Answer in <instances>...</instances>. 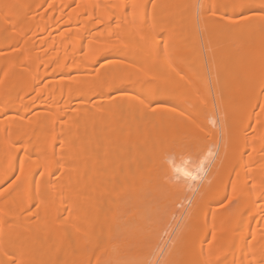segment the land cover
<instances>
[{"label": "bare ground", "instance_id": "bare-ground-1", "mask_svg": "<svg viewBox=\"0 0 264 264\" xmlns=\"http://www.w3.org/2000/svg\"><path fill=\"white\" fill-rule=\"evenodd\" d=\"M197 188L159 264H264V0H0V264H142Z\"/></svg>", "mask_w": 264, "mask_h": 264}, {"label": "rangeland", "instance_id": "rangeland-1", "mask_svg": "<svg viewBox=\"0 0 264 264\" xmlns=\"http://www.w3.org/2000/svg\"><path fill=\"white\" fill-rule=\"evenodd\" d=\"M58 38H59V37H53V38H51V39H49V40H47V41H44V42L41 44V45H42V50H44V51L46 52V56H53V55L56 53V51L58 50V47H59ZM161 47H162V46H161ZM161 47H160V48H161ZM205 64H207V61H206V60H205ZM207 67H208V66H206V70L208 71ZM209 80H210V77H209ZM219 137H220V136H219ZM219 137H218V138H219ZM218 138H217V139L215 138L216 140H212V142L210 141L211 143H213L214 141H217V145L215 144L216 142H214L215 146H213V144H212L213 148L216 147V149L214 148L215 150L213 149V150L215 151L214 154H216V153L218 152V149H219L218 147H220V146H218V145L221 144V142H220V141H221V140H220L221 137L219 138V140H218ZM208 141H209V140H208ZM219 142H220V143H219ZM211 143H209V147H208L209 153H210L211 151H213V150H211V149H212ZM210 148H211V149H210ZM192 149H193V148H192ZM192 149H191V150H192ZM210 150H211V151H210ZM189 151H190V149L187 150V152L185 151L182 157H183V158H184V157L187 158L186 161H189L190 164L192 163V165H194V162H195V161H194V160H195L194 156H195V154H196L195 152H197V151H196V149H195V150L193 149L192 152H193L194 154H193L191 151H190V152H189ZM189 153H190V154H189ZM209 153H208V154H209ZM212 153H213V152H212ZM210 154H211V153H210ZM184 155H185V156H184ZM211 155H212V154H211ZM188 156H189V157L191 156L190 160L188 159V158H189ZM209 156H210V155H208L207 157H209ZM192 157H193V158H192ZM208 159H209V158H208ZM192 160H193L194 162H193ZM189 162H187V163H189ZM220 168L222 169V166H221ZM221 169H220V170H221ZM199 189H200V188H197L194 192H191V193L189 194V195L191 196V198L187 196V197H186L187 199L184 197V198H185V201L183 200L184 198L181 200V201H184V203H188V204H187V207H186V205H184V203H181V204H183L182 207L185 206V211H183L184 214L182 213L183 208H180V207H179V204H177L179 208L176 209V211H175V209H174V210H173L174 213H173V212H171L172 209H170V208L168 209V206H166V207H161L158 203H156L157 205L160 206V208L163 210L164 213L161 212V210H160V211L157 210L156 212H154L155 214H153V216L149 217V218H150V223H149V221H148V226H149V225H151V226L147 227L148 229L146 230V233L143 235V236H145V237H148V238H147L148 240L145 241V243H144L145 245H143V247H144V248H147V251H149V252H146V251L143 250V248L141 247V250H143V251L140 250V252L138 251L137 253H135L134 256H136V259H135V260L133 259L134 262H137V259H139V262H141L140 260L142 259L143 261H145L144 263L142 262V264H145V263H147V264H151V262H152L153 264H154V263H155V264H159V263H161L163 257L165 256L166 248H167L168 245H167L166 247H164L163 249L161 248L162 251H160V254H159L160 256H159V255L157 254V252H158L157 250L160 249V248H159V245H157L158 248H156V249L154 248V249H155V250L153 251L154 253H152V249H153V248H151V246L155 247L156 244L153 245V244H151V242H149V241L152 240V238H153V240L156 239V238H158V237H156L157 235H159V237H160V234H161L162 231H164V230H165L166 232L172 231V233H171V235H170V238H169V240H171V238L173 237L174 233L177 232L176 230L180 227V226H179V224L181 225L180 222H182V221L184 220V219L182 220V218L188 213L189 209H190V208L192 207V205L194 204L193 202H195L194 200L197 198V197L194 198V196H198V194H199V191H198V190H199ZM196 191H198V192H196ZM195 193H196L197 195H196ZM193 198H194V199H193ZM188 199H189V200H188ZM188 201H189V202H188ZM192 201H193V202H192ZM191 202H192V203H191ZM177 205H176V206H177ZM190 205H191V206H190ZM159 206H157V207H159ZM170 207H171V206H170ZM189 207H190V208H189ZM173 208H174V207H173ZM175 208H176V207H175ZM157 209H158V208H157ZM187 210H188V211H187ZM179 211H180V212H179ZM160 212H161V214L163 213L161 217L163 218L162 221H163V222L165 221V222H164V223H166L165 225H168L167 222L170 221V222H169L170 225H168V226L174 227V226H172V223L176 220V223H177V224L175 225V224L173 223V224L175 225V228H174V229H173V228H170V227L168 228V226L165 227V228H166V229H165V228H164L165 225L161 222V217L159 218L160 221H158L157 218H158V216H160V214H159ZM156 213L159 214V215L156 216L157 218H156V217H155V218L157 219V221H158L159 223H161V225H162V224L164 225V226L162 225L163 227H161V225H160V226H155V225L158 224L157 222L154 223V221H155V220H154V215H156ZM169 215H170V216H169ZM172 215H173V216L176 215V216H175V217H176L175 220H174V217H173ZM177 215H178V216H177ZM179 215H181L180 218H179ZM171 216H172L173 218H172ZM166 217H167V218H166ZM168 217H171V218L169 219ZM165 218H166L168 221L165 220ZM171 219H173V220L171 221ZM180 219H181L182 221H181ZM178 222H179V223H178ZM156 223H157V224H156ZM150 227L152 228L153 231H155V233H152ZM154 227H155V228H154ZM158 227H159V228H158ZM177 227H178V228H177ZM161 228H162V230H161ZM159 229H160V232H161L160 234H159V232H158ZM171 229H172V230H171ZM151 233H152V235H153V234H155V235H153V237H151V236H152ZM155 237H156V238H155ZM153 240H152V243H153ZM157 240H158V239H157ZM148 242H149V243H148ZM155 242H156V240H155ZM168 243H169V242H168ZM159 244H160V243H159ZM155 251H156V252H155ZM164 251H165V252H164ZM151 253H152L153 255H152ZM141 255H142V256H141ZM155 255H156V256H155ZM162 256H163V257H162ZM137 257H138V258H137ZM149 257H150V258H149ZM148 259H149V260H148ZM160 259H161V260H160ZM149 261H150V262H149ZM156 261H157V262H156ZM134 264H136V263H134ZM140 264H141V263H140Z\"/></svg>", "mask_w": 264, "mask_h": 264}, {"label": "snow or ice", "instance_id": "snow-or-ice-1", "mask_svg": "<svg viewBox=\"0 0 264 264\" xmlns=\"http://www.w3.org/2000/svg\"><path fill=\"white\" fill-rule=\"evenodd\" d=\"M175 171L179 172L180 169L179 168H175ZM185 175H189L187 172L184 173Z\"/></svg>", "mask_w": 264, "mask_h": 264}]
</instances>
